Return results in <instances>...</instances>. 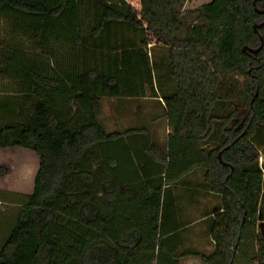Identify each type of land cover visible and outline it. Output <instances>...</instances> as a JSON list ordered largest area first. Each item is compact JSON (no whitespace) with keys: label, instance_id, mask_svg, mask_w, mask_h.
<instances>
[{"label":"trees","instance_id":"16d2710c","mask_svg":"<svg viewBox=\"0 0 264 264\" xmlns=\"http://www.w3.org/2000/svg\"><path fill=\"white\" fill-rule=\"evenodd\" d=\"M189 2L0 0V22L12 36L0 45V77L13 81L8 93L24 95L18 119L15 109L0 115V148L28 149L40 159L32 194L0 192V264H178L186 257L238 264L245 257L248 235L264 221V27L254 29L264 23V0H195L187 12ZM191 14L197 22H188ZM19 38L55 70L22 60ZM149 47L166 56L154 61ZM231 81L241 82L248 109L241 127L232 126L236 112L218 114L234 101L224 89ZM53 97L76 107L70 121L56 103L49 112ZM105 98L158 99L169 126L167 153L145 129L107 134L98 121ZM97 164L102 206L80 188L95 184ZM196 170L222 200L209 229L214 249L179 256L164 247L182 228L163 226L171 214L164 189ZM113 182L150 191L129 199ZM258 260L264 264V245Z\"/></svg>","mask_w":264,"mask_h":264},{"label":"crops","instance_id":"0c3cea01","mask_svg":"<svg viewBox=\"0 0 264 264\" xmlns=\"http://www.w3.org/2000/svg\"><path fill=\"white\" fill-rule=\"evenodd\" d=\"M19 43H21V45L23 46L21 48L22 60L32 61L33 63L36 62L38 65L41 62L46 63L47 61L46 59L43 58L40 59L39 52L30 53L25 50L26 46L25 43H23L22 38H19L18 41H16V44ZM63 60H65V57ZM47 65H48V61H47ZM48 67H49L48 70L50 69H52L53 71L55 70L54 68L55 66L52 63H49ZM0 72L3 73V69H1ZM11 83H13L11 79L7 77L5 78L0 77V105L1 103L2 104L5 103L3 110L1 109L2 106H0V115L4 114V116L6 115L7 117L8 113H13L14 112L13 109H15L14 116H16V119H18V114H20L19 111L22 108L21 105H23L24 102V95L17 94L16 96H14L13 94L8 93L7 86ZM2 88L4 89V91L2 90ZM110 99L115 100L116 98H110ZM147 99L149 100L150 98H145L143 100H147ZM56 100L57 97L48 98V102L51 105V109L49 110L51 114H54L56 111V108L54 106ZM58 100L60 101V104L63 103L64 105H66L65 97L58 98ZM152 100H154L155 102H159L158 99H151V101ZM8 102L15 104V108L14 106H12L9 112L7 110ZM159 106H163V105H159ZM163 110L164 112H166V109ZM58 112L61 115V111ZM148 114H150V111ZM102 116L103 114L101 110L98 121L103 126L106 133L107 134L119 133L113 130V126L116 127L115 123L112 120H109L113 123L112 124L113 126L110 124L106 125L104 121L102 122L101 119ZM61 117L63 119H67L68 121H70V119L72 118V112L70 110V107H68V109H66L65 106L62 108ZM140 125L141 124H137L135 127H130V129L137 128V129L147 130L151 135L152 141L154 143H157L164 153H167L168 133H169L167 118L165 119V126L163 127V131H164L163 141H158L153 136L152 133L153 127L151 125L148 126L145 125L140 126ZM28 160L30 161V163H32L31 164V171H33L32 173H30L29 171L30 167L28 166L27 163ZM39 167H40V159L31 150L19 148V147L4 148V149L0 148V192H7L17 195H28L25 194V191L29 187V183L32 182H33V190H34V182L38 174ZM129 172H131V175L135 174L136 176V173L138 172V166L133 167V165H131V167L129 168ZM117 183L113 182V184L111 185V189L125 192L129 199H139L141 195H144L150 191L146 185L144 186H138L137 184L120 185L119 183L118 184ZM101 186L103 187V184ZM165 190H167L166 198L163 199L162 204H164L166 210L170 211L171 214H170V219L168 220L167 218V220L163 222V226H166V228L169 227L171 229L174 227H182L179 230L180 233L179 237L176 240L169 241L166 245H164L165 249L167 247L170 248L171 251L177 253L180 251V249L184 248L185 250H183L182 254L187 252V250H191V249L200 250L201 230H199L198 228L200 226L206 225L207 228L210 229L209 227H210L211 219L214 218V216L217 214L219 210V209L217 210L216 204H214V202L218 200L221 204L222 201L221 197L219 195L214 194L204 186V173L198 170L190 173L185 178H183V180L179 183V185L166 186L164 191ZM104 192L105 190L103 187L100 193H104ZM4 211L5 209H0V215ZM173 214L175 215L173 216ZM195 227L198 228L195 230ZM205 233H206L205 231L204 233H202L204 234L202 236L203 238L206 236ZM164 240L165 237L164 238L159 237L157 242H164ZM210 241L214 249V244L211 238ZM165 243L166 241L163 244ZM154 258H157V256L155 255ZM199 262H200L199 259H195L193 257L182 258V264H200L201 262L200 263ZM162 264H167V262L163 260Z\"/></svg>","mask_w":264,"mask_h":264},{"label":"rangeland","instance_id":"374dc122","mask_svg":"<svg viewBox=\"0 0 264 264\" xmlns=\"http://www.w3.org/2000/svg\"><path fill=\"white\" fill-rule=\"evenodd\" d=\"M195 0H190L189 5L187 6V12H190L194 9H196V5H195ZM196 7V8H195ZM187 20L189 23H195L198 21L197 17L194 16V14L191 15H187ZM12 36H10V32H9V26L6 22L1 21L0 22V44H2L3 41L7 42V44H9L11 42ZM148 52H150V54L152 55V59L156 62L159 61V59L161 57H165V49L163 48H159V47H149L148 48ZM239 82V83H238ZM231 81V82H226L224 84V89L226 91V93L228 92L229 94H233L234 96V101L230 102V103H225L224 104V108L222 109V111L218 112V114L223 115V116H228L230 115V113L232 112H236V118L235 120L232 122V126L234 124H237L238 127H241L247 117H248V109L245 107V104L243 102V98L241 95V82L240 81ZM160 91V90H159ZM161 93V91H160ZM102 122L104 121L105 124H110L112 125L113 123L109 120H112L116 127H114L113 125V130H115L116 132H125L126 130L130 129V127H135L137 124H141L140 126H148L151 125L153 127L152 129V133L153 136L158 140V141H163L164 140V136H163V127L165 126V119H166V112H164L163 109H165L163 106H159L160 102H155L154 100L151 101V99H147V100H139V101H132L129 99H115L112 100L110 98H105L102 100ZM162 105V104H161ZM65 106L66 109H68V107H70L69 105H64L63 103L60 104V101L57 99L56 100V108L57 110H62V108ZM161 107V108H160ZM71 112L74 114V112L76 111V107H70ZM150 111V114H148ZM76 113V112H75ZM113 113V114H112ZM62 115V112H61ZM125 115V116H122ZM79 117V113L75 114V116L73 117V119L71 120V123H73V125H77L78 124V118ZM115 117V118H114ZM164 124V125H163ZM219 145V143L216 144H210L208 149H213L215 147H217ZM261 152V158H260V165H263L264 162V149L260 150ZM97 159V158H96ZM28 166L32 163H30V161H27ZM91 165L96 164V161H90ZM99 164V163H98ZM98 164L95 165L91 171L95 172V184L93 186H87V185H83L81 186V192L83 193V195L86 198H92L93 200H95L98 203H101V206L104 205V203L102 202V195L100 194L101 190H102V181L104 179L103 175H101L99 173V168H98ZM200 172H203L202 170H198ZM204 173V172H203ZM31 178V177H30ZM264 180V177H263ZM33 193V182L29 183V187L27 188V190L25 191V194H32ZM214 204H216V208L217 210L220 209L221 204L218 200H216V202H214ZM108 205V203L106 204V206ZM215 207V205H214ZM109 209V208H108ZM198 227H195V230ZM207 226H200L198 229L201 230L200 236H201V241H200V250H196V249H191V250H187V251H195V252H200L203 253L207 256L212 254V243L210 241V234L209 229L207 228ZM210 228V227H209ZM204 231L206 232V236L203 238L202 236L204 234ZM209 239V240H207ZM264 245V221L261 219V217H259L257 224H256V228L255 231L251 232L248 235V239L246 240V242L244 243V248L242 249V252L244 254V258H241L238 262V264H263L258 260V251L261 248V246ZM187 248V247H186ZM182 250V251H181ZM183 249H180L179 252H177V255H182L183 253ZM186 253V252H185ZM195 258V257H193ZM197 259V258H195ZM155 260V258H154ZM163 260L165 262V259H161L160 264L163 263ZM148 261V259H145L144 262L146 263ZM178 264H182V258L177 259ZM201 262V260H200ZM199 262V263H200ZM158 262L156 261H152L151 262H147L146 264H157ZM200 264H203L202 262Z\"/></svg>","mask_w":264,"mask_h":264},{"label":"water","instance_id":"95a60500","mask_svg":"<svg viewBox=\"0 0 264 264\" xmlns=\"http://www.w3.org/2000/svg\"><path fill=\"white\" fill-rule=\"evenodd\" d=\"M263 27H264V23L261 24L260 26H255L254 29L257 30V29H261V28H263ZM260 50H261V48H259L257 51H251V52L254 53V54H257ZM247 51H249V49H248V47H245V48L243 49V52H247ZM221 157H222V153L219 155V160L222 162ZM261 166H263V168H264V162H263V165H261ZM263 171H264V170H263Z\"/></svg>","mask_w":264,"mask_h":264}]
</instances>
